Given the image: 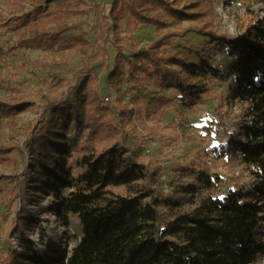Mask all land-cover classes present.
<instances>
[{"label": "trees", "instance_id": "16d2710c", "mask_svg": "<svg viewBox=\"0 0 264 264\" xmlns=\"http://www.w3.org/2000/svg\"><path fill=\"white\" fill-rule=\"evenodd\" d=\"M213 2L192 0L178 8L168 0H95L90 4V23L84 19L69 22L72 16L88 15L85 0H6L0 5V36L18 35L8 49L0 47V59L15 55L18 49L81 52V67L71 77L53 73L49 80L52 90L37 91L35 102L31 93L0 78V90L5 93L0 98V117L13 118L28 103L38 114L24 127L22 146L0 145V160L10 152L14 166H24L19 176H0V202L5 204L1 214L11 209L16 196L20 219L15 225L22 232L20 249L9 247L1 264H23L25 259H32L31 264H262L264 24L257 19L258 25L249 23L232 37L222 27ZM140 4L160 8V13L152 15L149 7ZM165 16L171 19L166 21ZM187 20L202 23L181 30L169 28ZM139 25L162 31L141 44L133 35ZM188 30L227 47L228 65L217 67L203 55L201 61L176 57L178 69L166 65L171 56L164 46L172 45ZM69 31L77 33L66 35ZM89 31L94 35L92 44ZM108 46L116 53L113 64ZM206 74L231 75L229 95L248 101L252 108L254 121L244 124V139L234 146L257 182L246 193L234 188L216 194L208 163L200 161L193 183L180 184L168 195L156 185L162 169L159 163L145 159L142 145L122 142V121H129L133 109L120 100L122 91L115 82L122 81L132 89L166 80L179 93L181 104L192 107L207 91L196 83ZM103 81L108 91H115V100L105 99ZM93 83L96 87L91 89ZM72 92L79 105L70 97ZM61 120L71 122L76 131L88 128L78 146L66 141L65 128L58 127ZM229 140L231 146L233 139ZM26 151L35 161L32 185H27L31 177L25 165ZM28 188L54 195L58 199L54 212L60 221L68 224L67 217L76 215L81 226L69 252L53 256L51 262L37 256L24 234L35 225V219L27 215ZM6 194H10L7 201Z\"/></svg>", "mask_w": 264, "mask_h": 264}, {"label": "rangeland", "instance_id": "374dc122", "mask_svg": "<svg viewBox=\"0 0 264 264\" xmlns=\"http://www.w3.org/2000/svg\"><path fill=\"white\" fill-rule=\"evenodd\" d=\"M107 1L110 3L111 0ZM168 1L178 8L190 5L192 2V0ZM213 1L214 12L222 27L232 37L238 36L249 23L258 25L257 19L264 24V0ZM85 2L88 15L84 18L72 16L69 22L83 19L91 22L90 4L95 0H85ZM5 3L6 0H0L1 6ZM141 6L149 7L148 12L152 15H157L161 10L151 5L142 4ZM190 11L194 12L195 8ZM164 19L169 21L171 18L165 16ZM201 23V21L187 20L171 24L169 28L181 30L190 25L200 26ZM85 30L88 28L85 27ZM161 31L153 26L139 25L133 35L141 44H145L159 35ZM70 33H77V31H69L66 35ZM249 33L254 34V28L249 27ZM17 38L16 33L0 36V47L8 49L14 45ZM93 40L94 35L89 31V44H92ZM108 47L113 64L116 53L111 46ZM164 47L171 56L165 64L176 69H178L174 61L176 57L201 61V55L208 56L213 65L217 67L228 65L231 59L228 56L227 47L212 42L192 30L178 36L172 45ZM80 67L81 52L78 49L66 52H59L57 49H18L15 55L9 54L0 59V78H7L10 84L17 85L31 93L35 102L38 99L35 95L37 91L49 93L52 90L49 80L53 73L66 74L71 77L73 71ZM231 78V75L225 77L211 74L200 76L196 83L200 89H207V91L202 94V101L192 107H185L181 104L179 93L168 86L166 80L163 83L162 79H158L148 87L140 86L132 89L124 87L122 81L115 82V86L122 91L120 100L128 109H133L129 121H122V142L124 145L136 147L142 145L145 159L159 163L162 169L157 177L156 185H161L165 194L175 191L180 184L193 183L194 170L197 169L200 161L208 163L216 181L214 193L220 195L234 188L246 193L254 189L257 182L256 177L251 173V168L244 164L240 153L234 146L235 141L244 139L242 130L244 124L250 125L254 121V114L248 101L229 95L232 87ZM90 86L91 89L96 87L95 83ZM102 86L105 99L115 100V91H108L104 81ZM60 90L62 89L57 91ZM4 94V91L0 90V98ZM70 97L76 105H79L75 92L70 93ZM34 107L28 103L13 118L0 117V145L22 146L25 138L24 127L38 116ZM58 127L65 128L66 141L75 143L76 146L80 144L88 129L84 127L81 131H76L72 123L65 120H61ZM229 138L233 139L231 146L228 144ZM13 155L9 152L6 159L0 160V176L12 173L21 175L24 166L20 164L14 166ZM25 159V165L31 177L27 185H32L36 174L33 170L35 161L29 151H26ZM28 189L27 215L35 219V225L31 230L25 229L24 234L32 241L37 256L51 262L53 256H63L69 252L81 234V226L76 215L67 217L68 224L60 221L54 212V206L58 202L54 195H44L32 188ZM9 195L6 194L5 201L9 199ZM174 197H177V194H174ZM194 199L196 200V197ZM18 201L15 196L11 209L9 208L5 215L1 214L5 204L0 202V262L9 247L15 249L21 247L22 232L18 225H15V222L20 219L17 214L20 205ZM259 260L264 264V254L260 255ZM22 263L31 264L32 259L22 260Z\"/></svg>", "mask_w": 264, "mask_h": 264}, {"label": "built area", "instance_id": "2783aa9c", "mask_svg": "<svg viewBox=\"0 0 264 264\" xmlns=\"http://www.w3.org/2000/svg\"><path fill=\"white\" fill-rule=\"evenodd\" d=\"M106 98H108V97H106Z\"/></svg>", "mask_w": 264, "mask_h": 264}]
</instances>
